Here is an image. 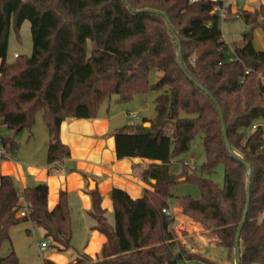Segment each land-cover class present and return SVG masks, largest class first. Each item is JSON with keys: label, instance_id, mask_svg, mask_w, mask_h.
Instances as JSON below:
<instances>
[{"label": "trees", "instance_id": "trees-1", "mask_svg": "<svg viewBox=\"0 0 264 264\" xmlns=\"http://www.w3.org/2000/svg\"><path fill=\"white\" fill-rule=\"evenodd\" d=\"M0 0V125L12 131L1 136V158L18 148V131L31 133L34 117L41 112L48 143V173L70 151L60 140L65 118H94L111 95L121 102L148 91L163 93L154 99L156 115L141 124L124 125L112 132L117 159L143 158L152 163L143 171L151 189L132 199L113 188V222L100 207L96 189L88 192L93 227L105 236L95 258L72 247L71 220L65 192L57 204L47 208V186L37 183L19 190L11 176L0 178V244L9 240L10 229L30 221L45 230L56 252L71 251L67 264H180L202 260L190 252L173 229V215H166L171 189L180 182L195 183L200 197L177 196L181 213L198 223L235 261V237L247 194L248 172L225 147L221 121L212 96L220 106L227 139L236 155L251 167L249 204L239 234L240 264H264V51L253 46V31L260 27L264 39V4L241 11L238 18L247 26L240 42L226 57L227 45L219 28L213 4L188 0ZM150 9L152 12L141 10ZM179 40V46L166 18ZM231 17L226 8L223 19ZM235 19V18H233ZM259 19L261 22L259 23ZM29 22L32 50L29 56L6 59L10 26L19 29ZM89 42L93 46H89ZM152 70L160 72L149 83ZM247 71V73H245ZM183 111L192 117H179ZM149 123L146 127L144 124ZM171 125L169 134L165 127ZM253 125H257L252 129ZM200 135L205 158L198 169L183 164L170 172L171 161L188 151ZM223 166V184L210 178ZM20 201L28 206L20 217ZM0 264H18L14 251L0 255ZM44 264H55L45 260Z\"/></svg>", "mask_w": 264, "mask_h": 264}, {"label": "crops", "instance_id": "crops-1", "mask_svg": "<svg viewBox=\"0 0 264 264\" xmlns=\"http://www.w3.org/2000/svg\"><path fill=\"white\" fill-rule=\"evenodd\" d=\"M236 4L241 8V11H253L259 5L264 4V0H236ZM233 11L234 9L230 6V13ZM231 19L233 18L224 20ZM242 29L243 35L247 26L244 24ZM255 31L258 33L261 47H255L254 34L253 46L256 50L264 51L262 30L258 27L254 29ZM222 38L226 43L223 33ZM103 104L94 118L69 117L61 122L59 137L62 143L68 146L70 155L58 164V170L55 173L49 174L47 171V129L46 137L42 138L40 144L34 143V132L27 131L24 145H20L15 154L7 155L5 158H1L0 154L1 175L11 176L19 190L41 182L46 184L47 208L49 210H52L57 204L59 193L61 191L66 193L72 232L70 243L76 250L93 259L106 242V238L93 229L96 221L87 213L90 209L88 192L96 189L100 195V207L104 211L107 221L112 223L110 221L113 216V204L110 191L113 188H119L132 199L140 198L144 189H151V181L147 182L143 179V171L148 165L158 163L137 157L116 158L112 132L119 127L132 124L127 120H122L121 112L112 108L109 103ZM147 119H152V117H147ZM11 134L12 131L7 129L5 136ZM22 203L20 201V205ZM167 210L174 217L173 228L178 233V238H181L179 230H185L193 243V246L187 245V248L192 253L210 259L204 255L205 249L208 246H216L218 244L216 240L206 236L202 227L183 215L178 207L169 206ZM33 229L40 230L43 238L38 242L37 247L40 249L39 244L45 242V249L51 248L52 242L50 238L46 237L45 230L30 221L22 222L10 229L8 241L11 246L15 244L14 236L30 235ZM47 258L55 264H67L72 257L67 252L53 251L47 254Z\"/></svg>", "mask_w": 264, "mask_h": 264}, {"label": "rangeland", "instance_id": "rangeland-1", "mask_svg": "<svg viewBox=\"0 0 264 264\" xmlns=\"http://www.w3.org/2000/svg\"><path fill=\"white\" fill-rule=\"evenodd\" d=\"M243 20L240 18H235L231 20H224L223 18L219 19V28L221 33L225 36L227 50L225 52L226 57L233 55L232 47L238 44L241 40L243 32ZM254 32V31H253ZM255 38V47L260 48L261 43L258 38V33L256 31L253 33ZM7 52L6 59L8 61L14 60V55L20 57L29 56L32 50V40L29 31V22L27 20L23 21L19 29H14L10 26L8 31L7 39ZM89 46H93V43L89 42ZM160 72L152 70L149 74V83L153 84L156 82ZM164 90H167V87L160 91H148L145 94H138L133 96L130 101L121 102L117 95H111L109 100L105 102L106 105H109L121 112V119L127 120L132 125L141 124L143 119L147 117H152L156 115L154 99L155 97L163 93ZM131 115L135 117L129 118ZM193 115H187L183 111L179 112V117H192ZM148 123V122H147ZM145 125V124H144ZM149 126L146 125V127ZM31 131L35 134L34 143L40 144L43 137H46V126L42 120L41 112H37L34 117V123L32 125ZM171 131V125L165 127V132L169 134ZM7 128L3 125H0V139L1 136H5ZM27 136L26 128H22L17 132L15 137L16 142L18 143L19 149L20 145H24V139ZM15 151V153L17 152ZM1 151V145H0ZM14 153V154H15ZM205 158L204 149L201 145L200 135H197L190 144V147L187 152L175 157L169 166V170L172 174L177 175L182 171L183 164H187L189 167L198 169L203 163ZM213 182H215L219 187L223 184V166L218 165L215 169V172L210 177ZM153 181V180H152ZM151 181V182H152ZM173 196L168 198V205L172 208H176V197L177 196H190L193 199H198L200 197V190L198 186L190 181L180 182L171 189ZM189 218V217H188ZM190 219V218H189ZM191 220V219H190ZM113 222V216L111 221ZM174 229V228H173ZM175 230V229H174ZM204 231V230H203ZM176 232V230H175ZM181 238L179 239L181 243L187 248L188 246H193L191 238L188 236V232L185 230H179ZM179 237L178 233L176 232ZM204 234L210 237L205 231ZM23 236V237H22ZM13 240L15 242L14 246H11L9 241H4L0 244V255L6 256L11 251H14L15 255L18 258V264H44V261L47 260V254L53 252L52 248L48 247L47 249L40 250L37 247L38 242L42 241L40 230L33 229V232L30 235L23 234L21 236H14ZM16 246V248H15ZM189 251L190 249L187 248ZM71 251H67V254H71ZM191 252V251H190ZM66 254V253H65ZM206 257H209L213 263L216 264H235L232 254L227 255V249L221 245L217 244L216 246H208L205 249ZM71 256V255H70ZM72 257L71 259H73ZM70 260V259H69ZM180 264H206L202 260L192 259V260H182Z\"/></svg>", "mask_w": 264, "mask_h": 264}, {"label": "water", "instance_id": "water-1", "mask_svg": "<svg viewBox=\"0 0 264 264\" xmlns=\"http://www.w3.org/2000/svg\"><path fill=\"white\" fill-rule=\"evenodd\" d=\"M124 3L126 4V6L128 8L131 9V6L128 2V0H123ZM141 11H144V12H152V10L150 9H144V10H141ZM158 14L164 16L166 18V21L168 23V26H169V29L172 33V35L175 37L176 41H177V44L179 46V40L174 32V29L169 21V19L161 12H157ZM261 22V19H259V23ZM178 65H179V68L181 69V71L183 72V74L188 77L191 81H193L198 87L202 88L200 86V84H198L196 81H194L188 74V72L186 71V69L184 68L181 60H180V46H179V49H178ZM211 100L215 103L216 105V108H217V111L219 113V117H220V121H221V130H222V135H223V140H224V143H225V147L227 149V152L232 156L234 157L235 159L239 160L240 162H242L246 169H247V172H248V179H247V194H246V206H245V210H244V213H243V216H242V219L240 221V224H239V228H238V231H237V234H236V237H235V264H240V259H239V245H238V242H239V234H240V229L242 227V224L245 220V216H246V213H247V209H248V204H249V189H250V180H251V167L250 165L244 161L241 157H239L238 155L235 154V152L232 150L231 146H230V143L227 139V134H226V128H225V124H224V119H223V114H222V110L220 108V106L216 103L215 99L210 96ZM148 125V123H145V126ZM20 130V127H17L15 128V131H19ZM152 181V180H151ZM153 182V181H152Z\"/></svg>", "mask_w": 264, "mask_h": 264}, {"label": "built area", "instance_id": "built-area-1", "mask_svg": "<svg viewBox=\"0 0 264 264\" xmlns=\"http://www.w3.org/2000/svg\"><path fill=\"white\" fill-rule=\"evenodd\" d=\"M190 3H194L197 1H206V2H210L213 4V12H215L216 14H218L221 18L224 17L226 8L229 6L232 7V9H234L233 12H231V17L232 18H238V15L241 11V8L236 4V0H188ZM16 56V54L14 55ZM245 73H247V71H245ZM132 117H135V115H131ZM257 125H253L252 129H255ZM264 148V145H263ZM2 154V152L0 153ZM0 178H1V172H0ZM166 215H172L168 210L163 209L162 210ZM28 212V206L25 202H23L20 205V208L17 210V215L20 217H23L25 215H27ZM40 249H45L46 248V243L45 242H41L39 244Z\"/></svg>", "mask_w": 264, "mask_h": 264}]
</instances>
